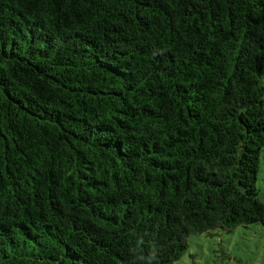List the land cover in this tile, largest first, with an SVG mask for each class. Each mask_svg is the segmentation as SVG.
Listing matches in <instances>:
<instances>
[{"label": "trees", "instance_id": "16d2710c", "mask_svg": "<svg viewBox=\"0 0 264 264\" xmlns=\"http://www.w3.org/2000/svg\"><path fill=\"white\" fill-rule=\"evenodd\" d=\"M263 148L264 0H0V264H174Z\"/></svg>", "mask_w": 264, "mask_h": 264}, {"label": "rangeland", "instance_id": "374dc122", "mask_svg": "<svg viewBox=\"0 0 264 264\" xmlns=\"http://www.w3.org/2000/svg\"><path fill=\"white\" fill-rule=\"evenodd\" d=\"M256 187L264 203V148ZM185 243V252L174 264H264V223L237 227L232 232L189 235Z\"/></svg>", "mask_w": 264, "mask_h": 264}, {"label": "clouds", "instance_id": "9594fccd", "mask_svg": "<svg viewBox=\"0 0 264 264\" xmlns=\"http://www.w3.org/2000/svg\"><path fill=\"white\" fill-rule=\"evenodd\" d=\"M139 243L142 244L143 241L141 240ZM154 258H155V252L153 251V253L151 254V259H154ZM142 259H143V257H142ZM151 259H149V260L147 261V264H151Z\"/></svg>", "mask_w": 264, "mask_h": 264}]
</instances>
